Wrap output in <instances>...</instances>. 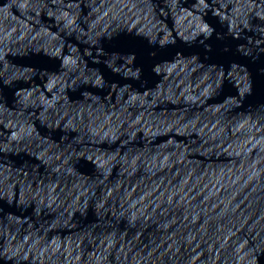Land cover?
<instances>
[{"label":"clouds","instance_id":"obj_1","mask_svg":"<svg viewBox=\"0 0 264 264\" xmlns=\"http://www.w3.org/2000/svg\"><path fill=\"white\" fill-rule=\"evenodd\" d=\"M259 80L264 0H0V264H257Z\"/></svg>","mask_w":264,"mask_h":264},{"label":"water","instance_id":"obj_2","mask_svg":"<svg viewBox=\"0 0 264 264\" xmlns=\"http://www.w3.org/2000/svg\"><path fill=\"white\" fill-rule=\"evenodd\" d=\"M13 14H15V15H18L17 13H13ZM50 31H51V29H50ZM236 39H239V37H236ZM252 69L251 68H249V78L251 79L252 78ZM254 87H257L258 89H261V90H264V80H259L258 82H257V84H254ZM255 150H253V152H254ZM5 167H10V165H5ZM69 236H71V233H69ZM45 238H47V237H45ZM125 239H127V237H125ZM81 248H82V252H81V259H83V242L81 243ZM89 251H90V249H89ZM203 258V255L201 256V259ZM109 259H111V258H109ZM262 260H264V254H262L261 255V257H258V259H257V264H262ZM217 264H219V262H217Z\"/></svg>","mask_w":264,"mask_h":264}]
</instances>
